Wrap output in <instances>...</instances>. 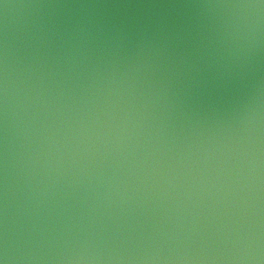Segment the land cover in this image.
<instances>
[{
  "label": "water",
  "instance_id": "95a60500",
  "mask_svg": "<svg viewBox=\"0 0 264 264\" xmlns=\"http://www.w3.org/2000/svg\"><path fill=\"white\" fill-rule=\"evenodd\" d=\"M242 3L259 0H0L10 264H243L239 240L264 237V10L250 59L196 58L249 18L221 7ZM98 24L182 39L139 72L130 45L69 59V37ZM180 51L198 71L175 63Z\"/></svg>",
  "mask_w": 264,
  "mask_h": 264
},
{
  "label": "clouds",
  "instance_id": "9594fccd",
  "mask_svg": "<svg viewBox=\"0 0 264 264\" xmlns=\"http://www.w3.org/2000/svg\"><path fill=\"white\" fill-rule=\"evenodd\" d=\"M221 7L249 10V18L242 19V22L234 23L227 37L215 42L212 40H208L207 43L203 40L200 41L196 48V52L198 53L197 60H204L211 65L222 64L225 59L233 63L242 62L245 58L250 59L252 53L259 45L260 17L262 14L261 10H264V0H259V3L222 5ZM253 13L255 14V19L251 18ZM181 39L182 35L180 32H171L164 24H160L156 31H151L144 25H137L135 33L130 31L128 26L124 24H112L110 26L98 24L95 26V33L88 26H84L78 28L76 31L75 40L69 37L67 57L69 59H75L77 56L87 58L89 46L93 44L110 56H117L120 50L130 45L135 49L136 57V63L132 68L139 72L142 68L148 67L153 60L159 59L167 53L171 46ZM221 47L224 49L223 54L220 53ZM176 56V64L187 65L189 68L199 70L198 64L192 62L191 53L185 54L183 51H180L176 53ZM113 67H115L114 64ZM122 76L126 79L128 73L124 72ZM109 82H117L115 71L111 74ZM120 82L122 83L123 80ZM2 91L5 119H7L9 69L6 51L3 63ZM5 126L7 128V124ZM239 243L241 244V247L238 249L239 254L233 257L234 259L243 262V264H264V237H261L259 234H250L246 240L240 239ZM83 258L88 257H78V259ZM15 259L14 249L9 239L7 204H5V224L2 243H0V264H10Z\"/></svg>",
  "mask_w": 264,
  "mask_h": 264
}]
</instances>
